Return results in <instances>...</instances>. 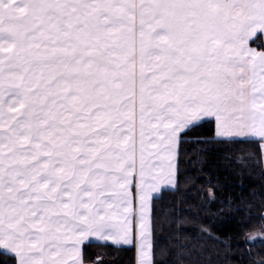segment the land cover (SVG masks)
Wrapping results in <instances>:
<instances>
[{
    "label": "snow or ice",
    "instance_id": "obj_1",
    "mask_svg": "<svg viewBox=\"0 0 264 264\" xmlns=\"http://www.w3.org/2000/svg\"><path fill=\"white\" fill-rule=\"evenodd\" d=\"M258 33L264 0H0V252L85 264L95 238L157 264L182 133L264 148Z\"/></svg>",
    "mask_w": 264,
    "mask_h": 264
},
{
    "label": "trees",
    "instance_id": "obj_2",
    "mask_svg": "<svg viewBox=\"0 0 264 264\" xmlns=\"http://www.w3.org/2000/svg\"><path fill=\"white\" fill-rule=\"evenodd\" d=\"M177 166L176 187L152 201L157 264H264L261 142L219 138L206 119L182 133ZM83 256L85 264H136L135 245L91 241ZM5 261L13 264L0 252Z\"/></svg>",
    "mask_w": 264,
    "mask_h": 264
},
{
    "label": "crops",
    "instance_id": "obj_3",
    "mask_svg": "<svg viewBox=\"0 0 264 264\" xmlns=\"http://www.w3.org/2000/svg\"><path fill=\"white\" fill-rule=\"evenodd\" d=\"M249 43L251 47L257 48V50H264V33H258L255 37H253L250 40ZM207 119H210V118H207ZM219 138H223V137H219ZM229 139H232V138H229ZM239 139H246V138H239ZM165 188H173V187L169 185V186H166ZM91 241L101 242V241L96 240L95 238H89V240L85 241L84 244L87 242H91ZM108 243H112V242L108 241ZM84 244L82 245V251H83ZM123 246H131V245H123ZM136 264H137V252H136Z\"/></svg>",
    "mask_w": 264,
    "mask_h": 264
},
{
    "label": "rangeland",
    "instance_id": "obj_4",
    "mask_svg": "<svg viewBox=\"0 0 264 264\" xmlns=\"http://www.w3.org/2000/svg\"><path fill=\"white\" fill-rule=\"evenodd\" d=\"M261 143H262V142H261ZM262 161H263V167H264V148H262ZM177 163H178V154H177ZM177 167H178V166H177ZM165 187H166V186L162 187L161 191H162L163 189H165ZM161 191H160V192H161ZM160 192H159V193H154V194H153V198H154L155 196L159 195ZM151 216H152V214H151ZM260 237H262V238L264 239V236H260ZM135 248H136V247H135Z\"/></svg>",
    "mask_w": 264,
    "mask_h": 264
}]
</instances>
